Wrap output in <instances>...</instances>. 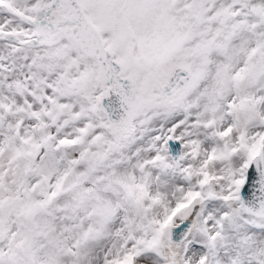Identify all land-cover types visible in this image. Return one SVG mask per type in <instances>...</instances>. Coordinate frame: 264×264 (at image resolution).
<instances>
[{"label": "snow or ice", "instance_id": "6c2138e0", "mask_svg": "<svg viewBox=\"0 0 264 264\" xmlns=\"http://www.w3.org/2000/svg\"><path fill=\"white\" fill-rule=\"evenodd\" d=\"M0 264H264V0H0Z\"/></svg>", "mask_w": 264, "mask_h": 264}]
</instances>
